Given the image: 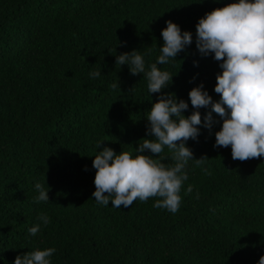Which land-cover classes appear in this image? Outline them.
<instances>
[{"label": "trees", "instance_id": "obj_1", "mask_svg": "<svg viewBox=\"0 0 264 264\" xmlns=\"http://www.w3.org/2000/svg\"><path fill=\"white\" fill-rule=\"evenodd\" d=\"M228 3L238 0H0V264L47 248L56 249L50 264H258L264 157L241 162L230 147H214L223 121L213 112L204 127L210 106L199 109L197 140L186 142L194 159H208L189 160L176 213L153 207L158 198L114 208L92 195L103 147L135 156L142 139H154L146 117L161 93L150 94L143 74L116 57L139 50L147 70L166 21L191 32L192 44L158 65L173 75L163 94L187 102L190 116L191 89L203 84L218 101L222 72L214 54L197 50L196 25ZM171 155L165 147L154 158L172 166ZM36 183L49 190L48 202H35Z\"/></svg>", "mask_w": 264, "mask_h": 264}, {"label": "clouds", "instance_id": "obj_2", "mask_svg": "<svg viewBox=\"0 0 264 264\" xmlns=\"http://www.w3.org/2000/svg\"><path fill=\"white\" fill-rule=\"evenodd\" d=\"M163 45L155 63L146 70L145 60L139 50L123 53L116 57L115 64L128 65L132 75L143 74L147 79L150 94L161 93L147 115V134L154 139H142L136 148V155L129 151L117 154L110 147H103L95 155L96 169L92 195L95 201L112 207L130 208L136 200L156 199L153 207L166 209L170 213L179 210L180 191L188 179L186 166L194 160L197 166L208 159L193 158L192 150L186 146L189 139L197 140L202 124L199 109L211 107L204 116V127L211 129L212 113L222 118V127L215 132L214 147L231 148L233 160L241 162L264 157V0H238L215 8L200 18L196 25V48L207 57L214 54L222 72L216 75L215 93L219 100L214 102L204 90L203 84L189 92L191 106L195 111L185 117L189 107L184 100H177L174 94H163L172 83L173 75L162 71L158 65H165L175 59L178 53L193 42L192 33L181 32L179 25L166 21L162 29ZM195 63V62H194ZM99 71L92 72L98 77ZM112 87H119L113 84ZM102 142L97 143V148ZM165 147L171 152L174 165L167 166L159 158ZM148 150L153 155H145ZM207 173V169H203ZM39 193L35 202H48L49 190L40 183L35 184ZM192 192L189 185L187 193ZM45 225L47 216L38 217ZM29 233L35 236L40 225L31 227ZM55 248L35 250L17 255L14 264H50ZM264 264V255L258 261Z\"/></svg>", "mask_w": 264, "mask_h": 264}]
</instances>
